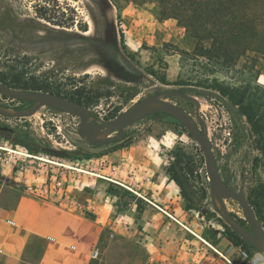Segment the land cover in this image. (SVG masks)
Listing matches in <instances>:
<instances>
[{"label":"rangeland","instance_id":"374dc122","mask_svg":"<svg viewBox=\"0 0 264 264\" xmlns=\"http://www.w3.org/2000/svg\"><path fill=\"white\" fill-rule=\"evenodd\" d=\"M158 14L155 3L122 4L119 11L113 0H0V81L20 79L23 83L39 85L43 88L39 92L74 100L90 109L93 123L112 120L140 100L165 91H181L196 97L201 104L198 113L190 101L180 98L171 101L206 121L214 154L219 158L217 166L221 177L225 180L231 173V189L237 192L243 189L249 204L259 205L264 218L263 157L250 125L227 98L222 101L196 93V89L218 92L217 84L251 85L264 91L262 56L248 55L240 59L236 67L227 70L204 59L181 57L177 50L192 53L196 39L175 20L160 27ZM164 76L168 84L159 80ZM197 83H202L201 87ZM0 105L13 111L33 106L1 93ZM195 120L203 130L201 123ZM79 122V118L52 107H44L28 118L0 116V127L12 130H0V147L9 149H0V183L65 210L83 212L89 218H95L96 210H100L103 193H116L115 203L121 207L134 204L135 199L110 186L118 184L95 176L120 181L129 173V168L120 164L119 156H113L121 147L115 149L117 143L90 144L78 134ZM125 132L133 134L134 142L145 141L157 147L166 171L175 165L179 152L182 157L175 174L193 206L192 210H185L182 227L187 239L194 238L203 245L209 243L217 248L225 239L223 235L228 225L212 199L204 154L197 142L169 115L160 120L149 116ZM32 143L42 148L83 154L60 158L41 150L30 152L25 145ZM236 147L238 153L234 151ZM105 155L109 158L101 160ZM36 156L81 171L49 164ZM182 201L185 207L183 196ZM226 205L231 214L249 228L239 204L229 200ZM130 249L129 245L124 247L127 253ZM228 252L229 249L223 252L228 260L218 255L227 264H264V254L257 249L248 252L234 247L231 254ZM244 253L248 256L246 259Z\"/></svg>","mask_w":264,"mask_h":264},{"label":"crops","instance_id":"0c3cea01","mask_svg":"<svg viewBox=\"0 0 264 264\" xmlns=\"http://www.w3.org/2000/svg\"><path fill=\"white\" fill-rule=\"evenodd\" d=\"M113 156L129 173L120 181L94 175L134 193L140 213L137 202L121 207L115 195L103 193L100 210L89 218L0 183V264H227L218 255L228 260L224 250L234 251L228 240L214 248L187 239L180 188L157 147L133 141ZM97 249L100 257L93 259Z\"/></svg>","mask_w":264,"mask_h":264},{"label":"trees","instance_id":"16d2710c","mask_svg":"<svg viewBox=\"0 0 264 264\" xmlns=\"http://www.w3.org/2000/svg\"><path fill=\"white\" fill-rule=\"evenodd\" d=\"M113 3L119 11L122 9V4L155 3L159 12L158 21L175 20L179 27L185 29L197 41L192 53L178 49L177 53L181 57L193 56L194 59H204L222 70L236 67L240 59L251 54L261 55L264 60V0H113ZM159 80L163 84H168L166 76L160 77ZM1 82L17 90L31 92L43 90L39 85L23 83L16 78L11 82L6 80ZM197 84L198 87L202 85V83ZM215 89L238 107L239 112L246 118L256 137L264 168V91L260 88L255 89L251 85L226 87L217 84ZM25 146L30 152L39 151L32 145ZM181 157L178 152L175 165H171L167 173L181 189L187 211L193 209L191 199L183 193L182 181L175 174V167L180 164ZM110 186L120 189L135 199L138 203V212H141V205L134 193L118 185L110 184ZM109 192L112 190L109 189ZM110 194L115 195L116 193ZM252 205L256 207L255 211L257 209V217L264 223L259 205L255 203ZM240 223L242 224L241 221ZM226 228L227 231L223 236L233 247L248 252L256 251L231 228L228 226ZM246 229L249 230L248 227Z\"/></svg>","mask_w":264,"mask_h":264},{"label":"water","instance_id":"95a60500","mask_svg":"<svg viewBox=\"0 0 264 264\" xmlns=\"http://www.w3.org/2000/svg\"><path fill=\"white\" fill-rule=\"evenodd\" d=\"M0 93L12 100L33 104L31 108L21 111L9 110L0 105L1 117L7 119L28 118L35 115L44 107L56 108L79 118L80 122L77 132L90 144L94 146H105L118 142V145L114 147L115 149L124 146L132 140V138L125 140V130L135 125L140 120L153 115H157L155 118L157 120H160L164 115L176 118L197 142L204 154L206 171L210 181V193L212 199L218 206V213L220 217L229 228L239 235L242 240L248 242L255 249L264 254V226L257 218L255 209L249 204L244 190L240 189L239 192L234 191L223 181L217 166V157L214 154L213 145L209 138L206 121L197 115L200 111L201 104L196 97L185 94L181 91H165L140 100L131 108L112 120L105 121L103 123H93L90 121V109L78 102L72 101L60 95L45 92L17 90L1 81ZM196 93L226 101L223 96L213 90L196 89ZM174 98H180L194 103L197 113H188L185 108L178 106L171 101V99ZM193 115H195V118L201 123L203 130ZM0 130L9 132L12 131L7 127H0ZM114 133H116V135L112 136ZM243 133L245 134L244 128ZM31 145L35 149L41 150L48 155L60 158H69L72 154H83V152H69L51 147L42 148L35 143H32ZM227 179H230V175H228ZM229 200H234L239 204L243 218L248 224L250 230H247L227 209L226 204ZM203 215H205V213H203Z\"/></svg>","mask_w":264,"mask_h":264},{"label":"bare ground","instance_id":"6f19581e","mask_svg":"<svg viewBox=\"0 0 264 264\" xmlns=\"http://www.w3.org/2000/svg\"><path fill=\"white\" fill-rule=\"evenodd\" d=\"M0 149L8 150V151H9V149H5V148H3V147H0ZM10 151L15 152V153H18V154H21V155H25V156H28V157L31 156V155H29V154H25V153L17 152V151H14V150H10ZM35 158L38 159V160H41V161H43V162L49 163V164L63 165V164H61V163H59V162H57V161L51 160V159L46 158V157H39V156H36ZM63 166H65V167H67V168H69V169H76L75 167H72V166H69V165H63ZM76 170H79V169H76ZM79 171H81V170H79ZM82 172L89 173V172H87V171H82ZM90 174H92V173H90ZM93 175H94V174H93Z\"/></svg>","mask_w":264,"mask_h":264},{"label":"flooded vegetation","instance_id":"af4514ba","mask_svg":"<svg viewBox=\"0 0 264 264\" xmlns=\"http://www.w3.org/2000/svg\"><path fill=\"white\" fill-rule=\"evenodd\" d=\"M32 104V103H31ZM33 105V104H32ZM153 116H155V118L157 117V115H153ZM114 135H116V133H114V134H112V136H114ZM112 136H110V137H112ZM244 137H245V139H246V135H244ZM125 140L126 139H128V138H132V140L130 141V142H128L127 144H125L124 146H126V145H128V144H130V143H132V141H133V139H134V136H133V134H125ZM117 143V145H118V142H116ZM236 153H238V151H239V148L238 147H236L235 148V150H234ZM219 162V158L217 159V163ZM220 171V170H219ZM228 175H230V179L228 180L227 178H228ZM223 179V178H222ZM231 179H232V175H231V173H228L227 175H226V179L224 180L223 179V181L225 182V183H227V185L230 187V182H231ZM230 189H231V187H230ZM234 217V216H233ZM234 218H236V217H234ZM237 219V218H236ZM238 220V219H237Z\"/></svg>","mask_w":264,"mask_h":264},{"label":"built area","instance_id":"2783aa9c","mask_svg":"<svg viewBox=\"0 0 264 264\" xmlns=\"http://www.w3.org/2000/svg\"><path fill=\"white\" fill-rule=\"evenodd\" d=\"M245 259L248 257L246 253L243 254ZM93 259H98L100 257V251L97 249L94 251L93 255H92ZM256 264V263H253Z\"/></svg>","mask_w":264,"mask_h":264}]
</instances>
